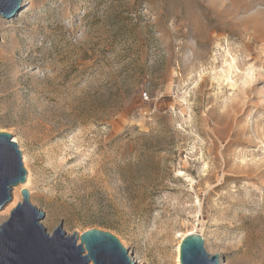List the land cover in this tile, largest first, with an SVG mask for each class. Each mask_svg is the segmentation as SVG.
Segmentation results:
<instances>
[{"label": "rangeland", "instance_id": "rangeland-1", "mask_svg": "<svg viewBox=\"0 0 264 264\" xmlns=\"http://www.w3.org/2000/svg\"><path fill=\"white\" fill-rule=\"evenodd\" d=\"M0 131L47 232L176 264L196 231L264 264V0H25L0 16Z\"/></svg>", "mask_w": 264, "mask_h": 264}, {"label": "water", "instance_id": "water-1", "mask_svg": "<svg viewBox=\"0 0 264 264\" xmlns=\"http://www.w3.org/2000/svg\"><path fill=\"white\" fill-rule=\"evenodd\" d=\"M20 7L21 0H0V15L9 19ZM25 179L21 150L10 133L0 131V209L10 201L11 188ZM21 194L22 201L0 224V264H135L109 231L90 228L77 239L74 232L65 233L60 222L47 232L40 222L44 212L30 202L27 188ZM179 260L180 264H221L219 254H209L197 232L182 238Z\"/></svg>", "mask_w": 264, "mask_h": 264}, {"label": "bare ground", "instance_id": "bare-ground-1", "mask_svg": "<svg viewBox=\"0 0 264 264\" xmlns=\"http://www.w3.org/2000/svg\"><path fill=\"white\" fill-rule=\"evenodd\" d=\"M25 0H21V4L22 2H24ZM1 16V15H0ZM2 17V16H1ZM226 54L228 55L229 53L226 52ZM224 67L225 69H222V75H221V80L222 82H224L225 84H228L229 86L233 87V81L231 79V75H236L238 73H240V70L238 68V66L236 65L235 62V57L230 56V60L228 59H224L223 61ZM14 141H16L19 149L21 150V154H22V160H23V165L25 166V168L27 169V174H26V179L24 182L19 183L17 185H14L11 188V199L10 201H8L1 209H0V222H2L4 219L7 218L10 210L15 207V205L19 202L22 201V194H21V189L22 188H27V186L30 183V178H31V173L29 168L27 167V158L25 156V154L22 152V148L19 144V141L14 137L13 138ZM196 231H188L185 235H188L190 233H194ZM77 235V239H78ZM179 245L180 242L177 245V258H176V264H180V260H179ZM129 256L130 258L134 261L135 264H145V262L142 261V259H137L135 256L132 255V252H129ZM89 264H92L91 262Z\"/></svg>", "mask_w": 264, "mask_h": 264}]
</instances>
